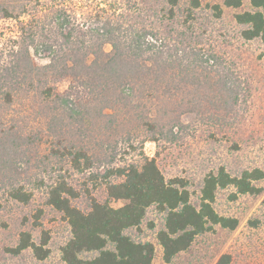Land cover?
<instances>
[{
  "label": "rangeland",
  "instance_id": "rangeland-1",
  "mask_svg": "<svg viewBox=\"0 0 264 264\" xmlns=\"http://www.w3.org/2000/svg\"><path fill=\"white\" fill-rule=\"evenodd\" d=\"M174 1L175 5L172 0H0V40L17 34L15 16L26 22L62 8L83 27L110 21L122 29L150 30L157 35L163 51L175 60L173 69L163 73L164 83L149 81V88L138 87L139 109L105 110L113 114L115 123L108 125L106 119L99 120L88 129V136L71 127L51 135L46 131L48 107L38 99L31 102L22 98L1 110L0 131L27 139L17 146L14 169L2 173L25 185L26 190H33V198L25 205L6 200V193L0 191V198L6 200L0 210V264H65L61 248L70 238L69 227L60 212L45 204L44 193L33 185L36 178L48 182L46 173L53 175L55 169L62 168L54 150L63 146L85 148L105 165L113 156L118 166L144 154L155 160L165 180L185 182L190 203L197 208L208 174L220 168L233 177L252 169L264 172V43L244 40L241 32L245 27L234 20L236 14L251 10L250 0H240L237 9L224 7V0ZM195 1L199 3L196 8ZM217 5L222 8L219 17L212 9ZM3 9L14 17L1 18ZM103 48L106 53L111 51L109 44ZM199 51L217 60L197 63L192 57ZM33 61L36 66L49 62L38 57ZM190 63L195 65L192 73H181L176 67L180 64L186 69ZM223 79L229 80L231 95L223 91ZM164 84L170 85L167 93L162 91ZM65 87L62 83L58 89ZM136 112L164 132L172 129L177 137L159 136L156 142L145 141V120L138 121ZM68 173L73 174L71 170ZM88 175L75 173L73 184L77 190L85 185L91 197L104 203V186L96 185ZM253 184L260 193L236 194L233 187L217 190L212 203L215 212L237 219V227L228 230L212 226L169 264H264V178ZM72 204L81 211L89 210L85 194ZM109 204L119 208L123 202ZM164 221L165 214L152 206L138 229L125 232L136 243L153 245L152 264H165L157 242ZM22 233H28L37 245L47 240L45 259L38 260L30 249L14 251Z\"/></svg>",
  "mask_w": 264,
  "mask_h": 264
},
{
  "label": "trees",
  "instance_id": "trees-1",
  "mask_svg": "<svg viewBox=\"0 0 264 264\" xmlns=\"http://www.w3.org/2000/svg\"><path fill=\"white\" fill-rule=\"evenodd\" d=\"M172 2L175 5V1ZM198 6L195 1L193 7ZM223 6L237 9L241 1L224 0ZM250 7V11L236 14L234 20L245 27L241 32L244 40L258 39L264 43V0H250ZM212 9L219 17L221 6ZM1 16L14 17L8 9H3ZM14 19L18 22L17 34L0 40V112L19 99L31 102L38 99L48 107L46 131L51 135L57 136L62 128L71 127L88 136V129L99 120L106 119L108 125L115 123L113 114H106L105 110L123 107L136 111L140 108L136 102L138 87L147 86L149 81L164 83L163 73L174 67L175 60L163 51L157 35L145 28L122 29L110 21L83 27L62 8L26 22L16 16ZM106 44L111 46L109 53L104 51ZM34 57L49 62L36 66ZM192 58L206 64L217 60L212 54L203 55L200 51L194 52ZM176 67L185 74L195 70L192 63L186 69L180 64ZM228 82V79L222 80V89L231 95ZM62 83L66 87L59 90ZM161 87L164 93L170 89L167 84ZM136 119L145 120L142 124L147 132L145 141L156 142L159 136L177 137L172 129L164 132L146 120L144 114L138 112ZM26 142L27 139L18 133L0 131V191L6 193V200L25 205L32 200L33 190H26L25 185L2 171L14 169L17 146ZM54 153L62 168L55 169L53 175L47 172L48 182L36 178L33 185L44 193L45 204L60 212L69 227L70 238L61 248L65 264H152L153 245L136 243L125 235L127 230L139 228L152 206L165 214L157 242L162 249L163 262L169 264L191 246L196 236L212 226L228 230L237 227V219L215 212L212 203L217 190L233 187L236 194L256 195L261 190L253 183L264 178L261 169L244 171L239 177H233L220 168L204 178L197 208L190 203L185 182L176 178L165 180L155 160L144 154L116 166L115 156L105 165L101 158L82 147L63 146ZM69 170L73 174H69ZM75 173L82 176L88 173V179L103 185L107 201L100 203L91 197L85 185L77 190L73 184ZM82 194L88 199L87 212L72 204ZM6 200L0 198V210ZM109 201H120L123 205L113 208ZM46 245L47 240L37 245L28 233H22L14 251L30 249L38 260H43L48 255V250L44 249Z\"/></svg>",
  "mask_w": 264,
  "mask_h": 264
}]
</instances>
